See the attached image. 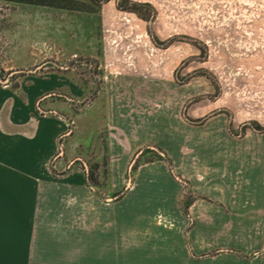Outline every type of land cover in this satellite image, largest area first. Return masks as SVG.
<instances>
[{
  "label": "rangeland",
  "instance_id": "1",
  "mask_svg": "<svg viewBox=\"0 0 264 264\" xmlns=\"http://www.w3.org/2000/svg\"><path fill=\"white\" fill-rule=\"evenodd\" d=\"M45 1L0 0V87L45 84L46 94H55L38 103L46 111L67 112L68 97L76 98L70 103L74 112L104 95L128 118L149 114L155 119L154 139L167 141L163 149L150 146L173 161L172 178L183 202L191 189H227L239 195L232 197L233 210H246L247 191H264V0ZM132 2L141 5L137 12L126 9ZM149 30L169 43L156 45ZM251 122L263 129L256 131ZM135 154L126 183L139 160ZM98 168L96 173L105 172V162ZM48 170L68 171L53 162ZM184 177L194 185L184 184ZM258 200L264 204V198ZM151 221L148 229L126 224V254L147 250L142 245L149 237L158 243L167 237L174 256L187 258L182 264H251L257 254L259 261L264 258V248L246 255L220 247L200 260L190 250L192 218L179 210L157 211ZM248 223L237 222L243 226L230 230L258 231L263 239L264 228ZM89 263L115 264L76 262ZM138 263L149 264L119 262Z\"/></svg>",
  "mask_w": 264,
  "mask_h": 264
},
{
  "label": "crops",
  "instance_id": "2",
  "mask_svg": "<svg viewBox=\"0 0 264 264\" xmlns=\"http://www.w3.org/2000/svg\"><path fill=\"white\" fill-rule=\"evenodd\" d=\"M46 92L41 82L0 87V264L187 260L174 256L167 237L160 243L149 237L142 245L147 250L124 252L126 224L148 229L157 211L183 214L180 187L163 160L140 163L126 183L135 153L150 145L167 147L165 139L161 143L154 139L155 119L149 114L128 118L104 95L74 112L71 104L76 98L68 97L67 112L41 110L40 100L55 95ZM101 154L107 159L101 160ZM50 162L68 171L52 174ZM93 162L99 167L105 162L106 171L95 173L104 183L90 186L86 172ZM192 179H186L189 185H194ZM122 189L124 196L115 199ZM191 190L195 198L185 216L194 221L192 257L205 259L201 255L220 247L238 248L246 255L264 248L260 232L230 230L246 221L255 229L264 228V204L258 200L264 191L249 189L248 208L237 212L232 197L239 195L234 190ZM257 255L249 259L251 264H264ZM236 257L231 254L229 259Z\"/></svg>",
  "mask_w": 264,
  "mask_h": 264
},
{
  "label": "trees",
  "instance_id": "3",
  "mask_svg": "<svg viewBox=\"0 0 264 264\" xmlns=\"http://www.w3.org/2000/svg\"><path fill=\"white\" fill-rule=\"evenodd\" d=\"M13 1H24V2H35V3H40L41 1H44V0H13ZM127 1V0H126ZM49 4H51L52 2L54 1H51V0H48V1H45ZM119 5V4H118ZM131 8H126V9H129L131 11H134V12H137V7L141 6L140 4L138 3H131ZM142 17V16H141ZM149 33H150V36L152 38V40L154 41V43L156 45H165L167 43H169V41L167 42H160V40L157 38V36H155L154 34H152L151 30H149ZM251 126L256 130V131H261L263 128L257 124L256 122H251ZM231 128V126H230ZM138 162L136 164V167L142 163V162H148V161H154V160H163L169 167H170V171L171 173L173 174V171H172V160L168 157V155L161 151V150H157L153 147H145L141 153L139 154L138 156ZM136 167L134 168V170L136 169ZM98 168V165H94L93 166V169L89 168V171L86 172V179H87V183L90 185V186H93V185H97L99 184L97 178H96V175H95V171L97 170ZM174 175V174H173ZM184 182V184H189L188 181L186 180H182ZM124 191L125 190H122L120 192H117L115 195H114V198L115 199H119L121 198V196L124 194ZM189 197L187 199L186 202H183L182 198H180V206H181V210L183 212L184 215H188V205L190 204V202L192 201L193 198H195V195L192 194L191 190H189Z\"/></svg>",
  "mask_w": 264,
  "mask_h": 264
},
{
  "label": "water",
  "instance_id": "4",
  "mask_svg": "<svg viewBox=\"0 0 264 264\" xmlns=\"http://www.w3.org/2000/svg\"><path fill=\"white\" fill-rule=\"evenodd\" d=\"M141 151H139L137 154H136V156L140 153Z\"/></svg>",
  "mask_w": 264,
  "mask_h": 264
}]
</instances>
